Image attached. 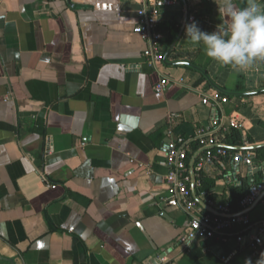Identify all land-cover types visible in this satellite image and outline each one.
I'll return each mask as SVG.
<instances>
[{
  "label": "crops",
  "instance_id": "crops-1",
  "mask_svg": "<svg viewBox=\"0 0 264 264\" xmlns=\"http://www.w3.org/2000/svg\"><path fill=\"white\" fill-rule=\"evenodd\" d=\"M223 4L175 0L161 10L154 39L134 31L143 0H0V264L264 257V244L241 246L232 237L182 242L189 217L160 201L169 140L190 138L192 149L212 119L235 112L242 129H224L254 142L236 151L264 147V60L236 69L185 37L192 20L207 32L227 23ZM172 22L179 29L170 41ZM156 44L162 59L150 64L144 53ZM162 78L169 85L156 91ZM214 92L227 101H202ZM196 154L195 164L203 147ZM256 162L262 166L251 172L227 157L198 169L208 181L207 193L195 195L202 211L217 213L207 200L231 208L236 187L264 177V160ZM234 213L262 220L264 195Z\"/></svg>",
  "mask_w": 264,
  "mask_h": 264
},
{
  "label": "built area",
  "instance_id": "built-area-1",
  "mask_svg": "<svg viewBox=\"0 0 264 264\" xmlns=\"http://www.w3.org/2000/svg\"><path fill=\"white\" fill-rule=\"evenodd\" d=\"M175 0H143V7L138 11V22L134 31L143 37L152 36L159 39L161 34L158 32L159 16L161 10ZM193 19V16L190 17ZM147 62L156 64L162 59L159 46L153 45L145 50ZM169 85L166 78L160 79L155 85L156 91H163ZM203 102L224 103L227 101L225 96L214 92L204 96ZM212 128L201 130L194 138L201 147H205L203 154L197 158L195 168L201 169L205 164L211 163L217 158H230L235 164L240 162L246 164L251 171L262 166L254 159L251 151H230L227 148L215 145L214 132L217 128H236L241 130L242 120L235 112L225 116V120L220 121L216 118L211 121ZM192 139L177 136L167 142L165 153V164L167 172L164 175L166 184V196L160 198L165 206L182 209L189 217L186 231L181 236L182 242H190L197 238H221L232 237L241 246L260 247L264 244V218L259 221H252L248 214H236L231 211L228 204L218 205L212 200H207L209 206L217 210V213L204 212L198 204L196 196L191 190L192 176L189 167V151ZM264 168V162H263ZM264 192V177L260 181L250 184L247 193L240 199L241 210L250 208L257 198ZM239 229L233 231L232 229Z\"/></svg>",
  "mask_w": 264,
  "mask_h": 264
},
{
  "label": "clouds",
  "instance_id": "clouds-1",
  "mask_svg": "<svg viewBox=\"0 0 264 264\" xmlns=\"http://www.w3.org/2000/svg\"><path fill=\"white\" fill-rule=\"evenodd\" d=\"M223 12L227 23L207 32L192 20L184 26L185 37L193 44H202L210 59L236 69L264 60V0H246L242 7L224 0ZM247 264H252L251 260ZM257 264H264V257Z\"/></svg>",
  "mask_w": 264,
  "mask_h": 264
},
{
  "label": "trees",
  "instance_id": "trees-1",
  "mask_svg": "<svg viewBox=\"0 0 264 264\" xmlns=\"http://www.w3.org/2000/svg\"><path fill=\"white\" fill-rule=\"evenodd\" d=\"M166 29L169 32V37L171 41L176 37L179 26L175 22L174 23L172 22L166 25ZM213 135L216 146L217 145L223 146L230 151H236V148H238L239 146L254 144L253 140H251L250 138H247L246 142H244L240 132L235 129H230L229 131H227L224 128H219L214 132ZM200 147L201 145L199 144V142L194 141L192 144V149L189 151L188 164L190 167V171L193 170V173H191L192 180L196 185L197 183H199L198 188L196 187L195 190L191 188L194 196L198 194L199 190H202L205 193H207L208 191V186H207L208 181L206 177L200 172V170L195 168V163L192 166L190 165V158H192V156L199 151ZM251 152L254 154V159L256 161L264 160V147H257L253 149ZM248 189H249L248 184L243 182L240 186L236 187L232 191V196L228 199L231 204V211L236 212L239 210V201L247 193Z\"/></svg>",
  "mask_w": 264,
  "mask_h": 264
},
{
  "label": "water",
  "instance_id": "water-1",
  "mask_svg": "<svg viewBox=\"0 0 264 264\" xmlns=\"http://www.w3.org/2000/svg\"><path fill=\"white\" fill-rule=\"evenodd\" d=\"M253 147H255V146H247V147H243V149H251V148H253ZM204 149H206L205 147H203V150ZM196 156H197V154H195L193 157H192V159H191V161H190V165L192 166L193 165V163H194V161H195V159H196ZM191 173H193V170H191ZM192 187H193V184H192ZM264 195V192L257 198V200L255 201V203L259 200V198L261 197V196H263ZM209 210H211L212 211V209H210V208H208Z\"/></svg>",
  "mask_w": 264,
  "mask_h": 264
}]
</instances>
